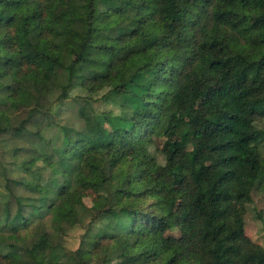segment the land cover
Masks as SVG:
<instances>
[{"label":"trees","instance_id":"16d2710c","mask_svg":"<svg viewBox=\"0 0 264 264\" xmlns=\"http://www.w3.org/2000/svg\"><path fill=\"white\" fill-rule=\"evenodd\" d=\"M78 87L108 88L118 123L86 103L84 128H63L53 153L62 168L46 177L22 162L33 185L0 161V264H264L244 220L253 191L264 193V0H0V134L35 144L51 93ZM186 123L192 156L177 140ZM156 139L168 141L159 171ZM88 196L106 203L83 226Z\"/></svg>","mask_w":264,"mask_h":264},{"label":"rangeland","instance_id":"374dc122","mask_svg":"<svg viewBox=\"0 0 264 264\" xmlns=\"http://www.w3.org/2000/svg\"><path fill=\"white\" fill-rule=\"evenodd\" d=\"M93 68V65L91 66ZM109 89L106 88L96 94H91L81 87L74 89L70 98L62 99L59 90H54L51 93L50 99L53 102V108L47 116V124L44 126L41 136L35 144L24 145L23 141H18L10 136L0 134V161L4 168V173L7 177L15 180L22 181L26 184H35L38 181V177L32 172L25 170L22 167L23 161L34 160L35 164L41 168V172L47 177L51 174L53 169H60L63 164L58 162L54 158L53 153L61 150L64 147V133L63 128H71L81 130L84 128V120L81 116V110L84 109L86 103L90 106L96 114L99 122L103 123L106 127L108 124L105 122L103 115L111 113L115 123H118L117 117L120 115V107L103 99L105 93ZM196 93L198 90L195 91ZM262 126V123H258ZM177 140L180 142L182 148L186 151L188 156L195 154L197 146L192 137L191 127L188 123L182 124L178 128ZM156 146L151 149L155 152L156 157L153 163V167L159 171L165 165V158L162 154V150L168 144L165 139H156ZM23 146L28 147L32 153L26 154L23 151L18 152L16 147ZM262 153L264 155V147L261 146ZM66 154L68 156L79 155V152H75L69 149ZM206 165L216 163V159L212 155H206L204 158ZM8 193L5 189V180L0 175V200H4ZM253 201L247 206V213L244 216L245 220V232L246 235L255 243L264 247V193L255 189L252 193ZM86 204L83 226H86L90 219L99 214V212L105 206V197L97 199L94 196H88L84 198ZM176 213L182 218L186 217L182 205L179 203L176 208ZM83 229H75L71 231L67 242V248L74 251L78 250L81 245V236ZM169 234L179 235L176 229H171ZM50 237L46 236L44 243L38 246L34 252V258L36 260H42L44 253L48 248ZM8 255L13 258H20L18 254L6 251ZM118 251L115 250L110 253V257H117ZM81 261L88 259V254L84 251L79 252ZM114 261L111 264H117Z\"/></svg>","mask_w":264,"mask_h":264}]
</instances>
